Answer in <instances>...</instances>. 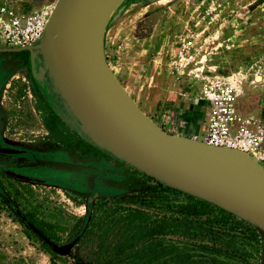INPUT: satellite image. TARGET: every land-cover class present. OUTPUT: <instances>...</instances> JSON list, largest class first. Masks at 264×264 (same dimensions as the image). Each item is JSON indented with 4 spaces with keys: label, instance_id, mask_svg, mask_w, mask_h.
<instances>
[{
    "label": "rangeland",
    "instance_id": "rangeland-1",
    "mask_svg": "<svg viewBox=\"0 0 264 264\" xmlns=\"http://www.w3.org/2000/svg\"><path fill=\"white\" fill-rule=\"evenodd\" d=\"M57 1L0 0V5L7 3L15 11H43L48 22ZM168 4L163 36L174 50L186 49L176 54L187 77L182 85L186 105L198 103L195 100L205 88L227 83L237 95L240 126L249 120L250 130H264V0H171ZM106 36L103 53L111 68L115 52H107ZM0 49L18 48L0 44ZM35 60L41 61L35 69L39 73L44 68L41 54ZM23 66L15 54L0 53V138L8 145L41 152L39 160L19 169L40 182L0 174V264H94L130 234L124 206L114 209L110 201L128 196L140 178L136 169L88 138L55 91L47 69L38 81ZM165 109L171 112L164 113L167 120L174 119L173 102ZM75 136L107 152L106 156L82 160L77 150L68 148ZM259 163L264 166V160ZM6 165L0 159V169ZM15 206L30 212L54 244L64 246L80 236L78 244L67 255L56 253L20 222L12 211ZM238 243L241 240L235 247L239 260L226 264H260L261 240L253 247Z\"/></svg>",
    "mask_w": 264,
    "mask_h": 264
},
{
    "label": "water",
    "instance_id": "water-1",
    "mask_svg": "<svg viewBox=\"0 0 264 264\" xmlns=\"http://www.w3.org/2000/svg\"><path fill=\"white\" fill-rule=\"evenodd\" d=\"M109 1L58 0L38 44L0 49V53L30 51L32 76L40 81L44 69L48 70L64 106L95 145L166 186L209 202L252 225L260 235V264H264V166L238 150L216 148L191 138L170 135L138 108L107 65L103 37L99 42L96 34L94 21ZM53 34L50 57L45 46L52 42ZM38 53L44 66L39 73L34 68ZM55 68L83 103L110 127L118 142L127 149L125 153L112 151L90 135ZM220 152L235 156L247 168L234 167L218 155ZM17 153L19 151L0 146V155ZM4 174L20 181L40 182L10 171ZM29 227L60 255H67L77 241L76 238L69 244L58 246L33 225Z\"/></svg>",
    "mask_w": 264,
    "mask_h": 264
},
{
    "label": "trees",
    "instance_id": "trees-1",
    "mask_svg": "<svg viewBox=\"0 0 264 264\" xmlns=\"http://www.w3.org/2000/svg\"><path fill=\"white\" fill-rule=\"evenodd\" d=\"M72 143L68 148L77 150L82 160L102 159L107 154L77 136ZM134 174L140 183H133L128 196L110 201L114 209L124 206L123 218L130 234L94 264H155L161 259H165L164 264H226L239 260L235 256L238 240V244L250 247L260 244V235L247 222L138 170ZM12 211L21 223L42 232L30 212L18 206ZM88 224L89 220L85 228ZM196 251L201 256H196Z\"/></svg>",
    "mask_w": 264,
    "mask_h": 264
},
{
    "label": "crops",
    "instance_id": "crops-1",
    "mask_svg": "<svg viewBox=\"0 0 264 264\" xmlns=\"http://www.w3.org/2000/svg\"><path fill=\"white\" fill-rule=\"evenodd\" d=\"M170 1L126 0L105 29V45L109 54L115 52L111 71L138 108L164 132L193 139L204 129L202 103L190 107L182 98L187 77L176 54L186 49L174 50L163 36ZM170 102L176 120L164 116L171 113L165 109Z\"/></svg>",
    "mask_w": 264,
    "mask_h": 264
},
{
    "label": "built area",
    "instance_id": "built-area-1",
    "mask_svg": "<svg viewBox=\"0 0 264 264\" xmlns=\"http://www.w3.org/2000/svg\"><path fill=\"white\" fill-rule=\"evenodd\" d=\"M47 14L43 11H15L7 3L0 5V44L9 48L35 46L41 40ZM196 99L202 103L204 129L194 140L216 148L245 153L258 162L264 160V130H250L236 115L237 95L223 83L205 88Z\"/></svg>",
    "mask_w": 264,
    "mask_h": 264
},
{
    "label": "bare ground",
    "instance_id": "bare-ground-1",
    "mask_svg": "<svg viewBox=\"0 0 264 264\" xmlns=\"http://www.w3.org/2000/svg\"><path fill=\"white\" fill-rule=\"evenodd\" d=\"M125 1L126 0H110L99 15V17L94 21L95 30L99 42H101L106 26L108 25V22L113 18L116 9ZM54 34L52 36V42L48 43L45 46L46 53L50 57L53 53V44L55 36ZM55 71L57 77L65 82L66 89L68 91V95L71 99L72 105L82 118L83 123L87 127L90 135L95 140L99 141L101 144H103L105 147H108L112 151L117 152L119 154L125 153L127 149L118 142L117 137L114 135L110 127L104 121L98 119L95 112L83 103L78 94L75 92L72 86L65 80V78L62 76V74L57 68H55ZM218 155L234 167H237L242 170L247 168V165L245 163H243L241 160L231 154L220 152L218 153Z\"/></svg>",
    "mask_w": 264,
    "mask_h": 264
},
{
    "label": "flooded vegetation",
    "instance_id": "flooded-vegetation-1",
    "mask_svg": "<svg viewBox=\"0 0 264 264\" xmlns=\"http://www.w3.org/2000/svg\"><path fill=\"white\" fill-rule=\"evenodd\" d=\"M5 54H11V55L15 54L17 60L24 64V66H23L24 70L25 71L29 70L31 72L30 51L23 50V51H19V52H8V53H5ZM39 67H40V64L37 63V60H35V69H36V71H38ZM44 83L46 84L47 82H44ZM0 146L3 147V148L7 147V148H11V149L19 151V153H17V154L0 155V159L5 160L7 162V165L5 167H1V169H0V174L2 176L7 177L8 179L20 181L18 179H14V178L9 177V176L4 174L5 171H10V172H13L15 174H19V175H22V176L29 177L31 179H36V178H33L30 174L22 172L19 169L21 167H23V165H25L26 163L39 160L41 158V156H42V154H40L41 152H36L34 150L23 149V148H19V147H16V146L8 145L3 140H1V138H0ZM41 181L43 182V180H41ZM76 238H77V241L73 245V247L76 244H78L80 236H76L74 239H72L70 241V242H72ZM70 242H68L66 244H69ZM72 248H71V250H72Z\"/></svg>",
    "mask_w": 264,
    "mask_h": 264
}]
</instances>
